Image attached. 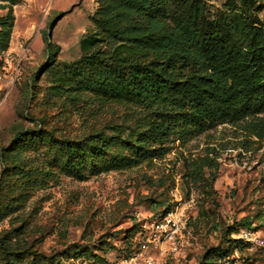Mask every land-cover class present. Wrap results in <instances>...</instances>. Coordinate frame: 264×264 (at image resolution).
<instances>
[{
  "label": "rangeland",
  "instance_id": "374dc122",
  "mask_svg": "<svg viewBox=\"0 0 264 264\" xmlns=\"http://www.w3.org/2000/svg\"><path fill=\"white\" fill-rule=\"evenodd\" d=\"M223 2L209 0L211 11ZM96 8L0 0V264H264V112L258 135L224 122L140 140L138 151L111 141L107 126L125 136L140 115L155 118L75 88L69 69ZM99 131L104 144L72 150L71 163L56 142L15 144L26 132L96 143ZM167 213L172 239L155 226Z\"/></svg>",
  "mask_w": 264,
  "mask_h": 264
},
{
  "label": "trees",
  "instance_id": "16d2710c",
  "mask_svg": "<svg viewBox=\"0 0 264 264\" xmlns=\"http://www.w3.org/2000/svg\"><path fill=\"white\" fill-rule=\"evenodd\" d=\"M262 9L260 0H224L215 11L209 0H97L69 72L75 88L94 91L103 103L140 107L154 116L140 115L125 136L116 125L106 127L114 133L111 141L136 151L140 140L161 143L170 134L179 139L189 127L197 130L206 123L226 122L258 135L263 122L257 115L264 112ZM55 51L47 40L45 52L53 56ZM22 134L15 137L18 147L44 138L56 142L69 163L78 156L72 150L93 152L107 139L102 131L96 143ZM15 147H9L12 155ZM207 164L217 169L215 158Z\"/></svg>",
  "mask_w": 264,
  "mask_h": 264
},
{
  "label": "built area",
  "instance_id": "2783aa9c",
  "mask_svg": "<svg viewBox=\"0 0 264 264\" xmlns=\"http://www.w3.org/2000/svg\"><path fill=\"white\" fill-rule=\"evenodd\" d=\"M261 173L264 175V161L261 162V164L259 165ZM163 225L167 228L164 229V234L165 237H168L169 239H172L174 237L175 232L178 229V223L177 220L175 219L174 216H172L171 213H167L166 215H164L161 219L159 223H156L155 226L157 229H161L163 227ZM250 235L251 233L245 231L243 233V239L244 240H249L250 239ZM148 264H154V260L153 259H148Z\"/></svg>",
  "mask_w": 264,
  "mask_h": 264
}]
</instances>
